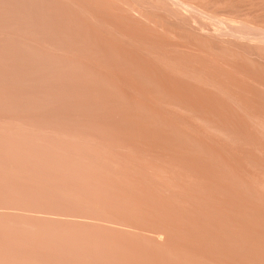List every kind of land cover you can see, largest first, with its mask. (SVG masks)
I'll return each mask as SVG.
<instances>
[{
    "label": "bare ground",
    "instance_id": "1",
    "mask_svg": "<svg viewBox=\"0 0 264 264\" xmlns=\"http://www.w3.org/2000/svg\"><path fill=\"white\" fill-rule=\"evenodd\" d=\"M0 264H264V0H0Z\"/></svg>",
    "mask_w": 264,
    "mask_h": 264
}]
</instances>
